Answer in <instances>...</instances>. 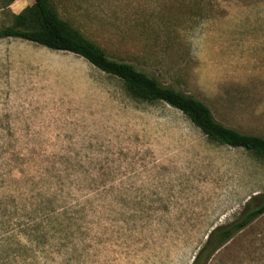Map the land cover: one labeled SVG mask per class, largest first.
Listing matches in <instances>:
<instances>
[{
  "label": "rangeland",
  "instance_id": "obj_1",
  "mask_svg": "<svg viewBox=\"0 0 264 264\" xmlns=\"http://www.w3.org/2000/svg\"><path fill=\"white\" fill-rule=\"evenodd\" d=\"M50 2L110 59L264 138V0ZM32 3L0 0V28ZM255 195L260 151L210 141L79 56L0 39V264H190ZM207 264H264V214Z\"/></svg>",
  "mask_w": 264,
  "mask_h": 264
},
{
  "label": "trees",
  "instance_id": "obj_2",
  "mask_svg": "<svg viewBox=\"0 0 264 264\" xmlns=\"http://www.w3.org/2000/svg\"><path fill=\"white\" fill-rule=\"evenodd\" d=\"M6 1L9 5L15 0ZM7 38L79 56L99 71L120 80L131 99L162 102L179 110L210 141L264 154L263 137L222 125L199 100L161 85L128 63L110 59L95 43L62 20L50 0H33L31 6L13 15L11 24L0 28V39ZM258 198V195L251 197L236 220L212 229L190 264H207L225 243L264 214V197L259 201Z\"/></svg>",
  "mask_w": 264,
  "mask_h": 264
}]
</instances>
